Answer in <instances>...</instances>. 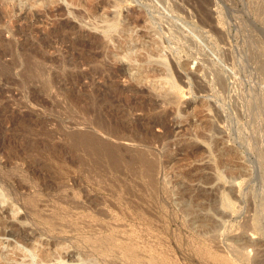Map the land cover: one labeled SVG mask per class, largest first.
<instances>
[{"label": "rangeland", "instance_id": "1", "mask_svg": "<svg viewBox=\"0 0 264 264\" xmlns=\"http://www.w3.org/2000/svg\"><path fill=\"white\" fill-rule=\"evenodd\" d=\"M261 58L264 0H0V264H264Z\"/></svg>", "mask_w": 264, "mask_h": 264}, {"label": "bare ground", "instance_id": "2", "mask_svg": "<svg viewBox=\"0 0 264 264\" xmlns=\"http://www.w3.org/2000/svg\"><path fill=\"white\" fill-rule=\"evenodd\" d=\"M171 3V2H170ZM174 5V4H173ZM167 6V5H166ZM169 6H171V5H169ZM178 6V5H177ZM177 6H175L174 5V7H172L173 8V10H174V12H178V14H180V15H182L183 17H185L186 19H189V17H190V15L189 14H186V13H184V11H181L180 9V7L178 8ZM117 13V12H116ZM114 15H117V14H115L114 13ZM98 16V15H97ZM101 16V15H100ZM113 17V16H112ZM133 17V16H132ZM135 17V16H134ZM100 18V17H99ZM101 18H102V16H101ZM108 18V17H107ZM107 18H105L106 20H107ZM119 17H117V16H114L113 17V19H115V20H117ZM110 19V18H109ZM132 19V18H131ZM138 19V18H137ZM111 20V19H110ZM133 20V19H132ZM135 20V19H134ZM104 21V20H103ZM109 21V20H108ZM112 21V20H111ZM130 21V20H129ZM135 24L137 23V21H133ZM139 22V21H138ZM105 23V22H104ZM106 24V23H105ZM120 24V23H119ZM118 24V25H119ZM133 24V23H132ZM116 25V24H115ZM158 25V24H157ZM124 26V25H123ZM122 26V27H123ZM204 26H205V28H206V24H204ZM114 27V26H113ZM154 27V26H153ZM109 28V27H108ZM116 28V27H115ZM119 28V27H118ZM152 28V27H151ZM110 29V28H109ZM112 29L113 28H111V31H112ZM128 29H129V27H128ZM128 29H126V26L124 27V29H122V31H121V33L122 34H124V36H127L128 38H130L131 40L130 41H128L129 43L130 42H133V37L130 35V32H129V30ZM153 29V28H152ZM115 30V29H114ZM119 31H120V29H118ZM154 30H156V28L154 29ZM172 30V29H171ZM118 31V32H119ZM158 31V30H157ZM157 31L156 32H154V34H157ZM176 31V30H175ZM104 32H106V31H104ZM169 32V31H168ZM120 33V34H121ZM109 34V33H108ZM121 34V35H122ZM133 34V33H132ZM159 34V36H161L160 35V32L158 33ZM171 34H173V32L171 33ZM105 35H106V33H105ZM114 35V34H113ZM174 36H175V34H173ZM172 35V36H173ZM106 36H108V35H106ZM171 36V35H170ZM181 36V35H180ZM112 37V36H111ZM177 37V36H176ZM106 38V37H105ZM155 38V37H154ZM151 39V45L156 49V50H159L160 49V45H161V43L158 41V40H155V39ZM112 39V38H111ZM110 39V40H111ZM136 39V38H135ZM179 40V39H178ZM182 40V39H181ZM181 40H179V41H181ZM118 41H120L121 42V40H118ZM120 42H118L119 44H120ZM173 42V41H172ZM122 43V42H121ZM124 43V42H123ZM128 43V44H129ZM174 43V42H173ZM183 43V42H182ZM187 43V42H186ZM127 44V45H128ZM149 44V45H150ZM126 45V44H125ZM95 46H97V47H100L101 45L100 44H95ZM129 46H130V44H129ZM186 46V45H185ZM120 47H121V45H120ZM136 47V46H135ZM135 47H129L127 50L126 49H122V52H125L126 51V53L124 54V56L123 57H125L126 59L127 58H129V59H132L134 56H133V48H135ZM183 47V46H182ZM188 47V46H187ZM123 48V47H122ZM189 48H191V46L189 47ZM193 49V48H192ZM135 50V49H134ZM160 51V50H159ZM192 53H193V51H192ZM123 54V53H122ZM197 54V53H196ZM98 55V54H97ZM99 55H100V53H99ZM227 57V56H226ZM225 58V57H224ZM262 58H263V54H262ZM262 58L260 59V61L259 60H257V61H250L251 62V65L249 64L248 66L251 68L248 72L250 73V76L249 77H251L253 80H258V81H261V82H263L264 83V62L262 61ZM227 60H228V58H227ZM226 60V61H227ZM264 60V59H263ZM247 66V65H246ZM247 69H249V68H247ZM126 67L123 65V66H120L119 67V70H117V73L119 72L121 75H125L126 74ZM237 71H239V70H237ZM247 71V70H246ZM245 72V71H244ZM247 72V73H248ZM116 73V74H117ZM215 75V74H214ZM221 76V75H220ZM248 76V75H247ZM142 78V77H141ZM140 78V79H141ZM217 85H219V89H220V91H225L226 90V86H225V82H224V80L222 79V78H218L217 79ZM228 90V89H227ZM254 91V90H253ZM256 93V92H255ZM262 93V92H261ZM251 94V93H250ZM253 94H254V92H253ZM256 95V94H255ZM254 95V96H255ZM234 96V95H233ZM253 96V95H252ZM257 96H258V93H257ZM260 97H258L259 99H257V97H256V99H254V101L255 100H258V101H255L256 102V105H255V102L254 101H252V99H251V97H250V101H252V103L254 102V105L257 107H260V109H259V111L257 110V112H261V110L262 109H264V94H263V96H262V94L261 95H259ZM255 98V97H254ZM152 100V99H151ZM247 101V100H246ZM249 101V102H250ZM151 102H155V100L154 101H151ZM248 104V103H247ZM251 104V103H250ZM260 104V105H259ZM253 104H251V105H249V106H252ZM248 106V105H247ZM248 106V107H249ZM254 106V107H255ZM253 107V106H252ZM251 107V108H252ZM245 109V108H244ZM235 110H240V106L238 105V104H236V109ZM252 110V109H251ZM247 111V110H246ZM250 111V110H249ZM253 111V110H252ZM264 111V110H263ZM263 111L261 112L262 114L261 115H263ZM256 112V110H255V113H257ZM254 114V113H253ZM252 114V115H253ZM248 115V114H247ZM252 115H248V116H250L251 118L250 119H253V118H255L256 117V115H255V117L254 116H252ZM241 117V116H240ZM253 117V118H252ZM258 117V116H257ZM262 118H263V116H262ZM255 120V119H254ZM262 122H263V120H262ZM251 124V123H250ZM255 124H256V121H255ZM257 125V124H256ZM259 125H264L263 123L262 124H259ZM258 125V129H259V127L261 128V126H259ZM253 126V125H252ZM155 127H160L161 129H163V133L165 132V134H169V129H170V127H169V123H168V118L166 117V116H164V117H153L152 119H149L148 120V128H149V132H152L153 130H154V128ZM248 128V127H247ZM263 129V128H262ZM261 129V130H262ZM256 130V129H255ZM112 131V132H111ZM257 131V130H256ZM262 132H264V129L262 130ZM256 133V132H255ZM105 134H108V136H112L113 138H115L116 140H131L132 138H129L127 135H119V134H115L114 132H113V130H108V129H106L105 130ZM158 139H159V136H156V135H153L152 136V140L153 141H158ZM78 140L81 142V143H90V145L88 146L89 148H90V150H92V151H94V152H96L97 154H100V155H102L104 158H106L107 160H109V161H115V160H117L118 158H119V154H118V152H119V150H118V146L117 145H115V144H112L111 142H109V141H106V140H104V139H102V138H100L99 136H94V137H90L89 138V141L88 142H85V136H81V135H79L78 136ZM263 147V146H262ZM232 171V170H231ZM232 174H234L233 173V171H232ZM1 199H4L3 197H2V194H1V190H0V201H2ZM58 252V251H57ZM35 254V253H34ZM59 254V253H58ZM60 256V255H59ZM58 256V257H59ZM42 257V256H41ZM41 259V258H40ZM43 259V258H42ZM60 259V258H59ZM55 264H66L64 261H59V262H56ZM82 264H86V263H82Z\"/></svg>", "mask_w": 264, "mask_h": 264}]
</instances>
